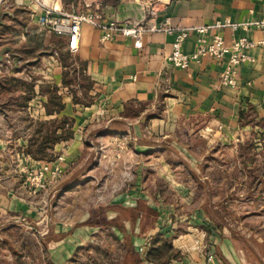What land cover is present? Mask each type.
<instances>
[{"label": "rangeland", "instance_id": "1", "mask_svg": "<svg viewBox=\"0 0 264 264\" xmlns=\"http://www.w3.org/2000/svg\"><path fill=\"white\" fill-rule=\"evenodd\" d=\"M65 3L67 13L84 10L82 1ZM41 32L39 45L63 43L53 35L44 42L45 30ZM68 58V62L77 61L74 56ZM76 74V68L67 73L71 87L66 92L88 105L91 82ZM5 78L0 77V112L11 103L14 92L29 82ZM44 91L56 95L53 88ZM148 107L130 103L125 115L142 126L152 118H167L163 104L140 115ZM6 120L13 124L11 118ZM168 123L173 125L156 135L118 133L109 141L114 144L110 150L93 148L103 135L93 133L98 125L77 134L82 137L81 154L62 164V173L51 185L33 192L26 181L30 170L59 155L65 161V152L46 147L38 157H28L24 141L36 148L58 122L21 120L14 127L38 132L8 133L0 116V264H132L128 240L105 226L93 230L97 224L130 213L135 216L131 200L138 194L154 209L153 217L145 221L148 230L133 233L138 239L130 249L138 256V264H264V131L255 135V141L252 136H238L210 145L203 137L207 134L201 130L203 122ZM258 124L264 129V119ZM73 137L72 132L67 140ZM137 144L152 147L141 149ZM110 204L118 212L114 218ZM146 235L149 245H144ZM66 242L71 244L70 254L62 260L60 246ZM208 253L213 259L204 262Z\"/></svg>", "mask_w": 264, "mask_h": 264}, {"label": "crops", "instance_id": "2", "mask_svg": "<svg viewBox=\"0 0 264 264\" xmlns=\"http://www.w3.org/2000/svg\"><path fill=\"white\" fill-rule=\"evenodd\" d=\"M41 1L63 12L66 10L65 0ZM80 1L84 6V10L80 12L93 10L103 21L112 20L122 24L141 22L153 25L168 17L171 26L191 28L208 25L217 20L249 22L259 21L264 17V0H170L155 17L144 11V4L149 0ZM86 4H90V8L86 7ZM40 12L41 7L34 0L0 2V51L1 59L3 58L0 60V77L29 81L26 88L14 92L10 98L11 103L1 110L0 116L5 118V132L8 133L38 132L33 128L14 127V124L21 120L32 123L60 122L65 118L67 122L64 126L56 127L55 131L60 133L70 128L74 137L56 141L50 147L58 153L65 152V161L62 162L64 166L81 154L82 137H77V134H86L97 125L98 128L94 129L93 133L103 135L101 141H97L93 148L100 150H110L114 144L109 141L118 133L140 136L142 133L152 132L156 135L168 125H173L168 123L170 120L183 123L194 120L203 122L201 130L207 132L203 137L210 145L218 140L223 143L226 138L237 140L238 136L239 139L252 136L255 141V135L259 136V131H264L258 124V121L264 119V48H253L248 52L252 61L238 67L235 86H223L219 83L222 65L211 57L192 63L187 69L173 67L167 60L171 51L172 36L163 31L144 32L140 37L139 46H136L132 37L118 33L112 40L101 42L100 29L82 23L78 48L76 52L70 53L66 49V35L56 36L50 29L38 25ZM43 29L44 42L47 37L53 35L63 43L57 47L36 43L43 35ZM215 33L222 34L226 43L241 35L253 39L264 35L262 30L254 27L234 31L226 27L212 29L205 36L210 39ZM196 40L197 34L191 32L183 44L184 51L192 52L196 47ZM37 52L43 54L37 56ZM63 52L64 55L54 57L55 54ZM70 55L77 61L65 60ZM7 59L11 64L6 63ZM75 68L77 78L83 76L91 82L87 92L91 99L88 105L74 101L73 94L66 92L71 84L62 83V80H68L67 73L75 71ZM49 87L55 88L56 96L63 104L59 111L47 110L51 96L44 88ZM130 103L150 105L140 115L153 110L156 105L163 104V112H166L167 118H152L147 126L138 125L134 118L125 115ZM6 118H11L13 124ZM24 145L28 147V140L24 141ZM136 146L141 149L152 147L146 144ZM12 157L15 159V154ZM17 158L19 167L18 153ZM162 162L163 165L165 162ZM141 197L142 195L138 194L131 200L135 216L130 213L129 217L97 224L93 231L105 226L128 240L131 245L136 243L138 238L133 233L139 228L148 230L145 221H150L149 218L153 217L151 212H154ZM111 209V218H114L118 212L114 207ZM88 231L91 232V228ZM146 237L147 235L143 238L144 241ZM70 249L71 244L67 242L60 246L62 260L69 256Z\"/></svg>", "mask_w": 264, "mask_h": 264}, {"label": "built area", "instance_id": "3", "mask_svg": "<svg viewBox=\"0 0 264 264\" xmlns=\"http://www.w3.org/2000/svg\"><path fill=\"white\" fill-rule=\"evenodd\" d=\"M170 0H149L144 4L146 14L155 17L163 10ZM41 12L38 17V25L49 27L50 30L67 36L66 49L70 53L76 52L80 37V26L87 23L100 29V41L112 40L116 33L132 37L135 45L139 46L140 37L144 32L160 30L172 36L171 51L167 57L169 63L180 69H187L192 63H198L205 57H211L222 65L219 75V83L223 86L236 85V73L238 67L248 61H252L249 51L253 48H264V35L259 39H253L247 36H237L226 43L222 34L215 33L210 39L205 34L212 30L221 28L249 29L258 28L264 33V17L259 21L233 22L228 19L217 20L211 24L197 27H174L169 24V18L165 17L163 21L157 24L149 25L141 22H132V24H122L116 21H103L93 10H87L77 13H67L62 10L45 5L39 2ZM90 4L86 7L90 8ZM191 32L197 34L196 47L192 52H185L183 44ZM6 63L11 64L9 59ZM62 155H59L51 162H44L35 166L27 175L26 181L33 192H38L51 185L62 173ZM144 245H149L145 241ZM142 250V248H139ZM213 256L209 253L203 257V261H212Z\"/></svg>", "mask_w": 264, "mask_h": 264}, {"label": "trees", "instance_id": "4", "mask_svg": "<svg viewBox=\"0 0 264 264\" xmlns=\"http://www.w3.org/2000/svg\"><path fill=\"white\" fill-rule=\"evenodd\" d=\"M62 83L64 85H70L71 81L70 80H62ZM73 99H74V101H77V98H75L74 96H73ZM49 103L50 104L54 103V105H52V108L48 107V109H47L48 111L49 110L59 111L62 108V106H63V104L61 103L60 99L54 94L50 97ZM240 117H241V112H240ZM66 122H67V120L65 118H63L60 122H58V125L53 127L52 131L49 133L50 136H48V135L44 136L43 137V141H41L39 144H37L36 148H33V144L29 143V145L26 148L25 152L27 154H29L30 156H32V157H38V152H42L43 153L44 150L46 149V147H52L53 143H55L56 141L63 140V139L64 140L68 139V137H70V134L72 133L70 128H67L66 130H62L60 132V134H56V131H55L56 127L62 128L64 126V123H66ZM48 143H49V145H48ZM150 211H152V210H149V212ZM151 213H154V212L152 211ZM126 247H127V250L131 254V257H130L131 260L130 261L132 262V264H138L139 263L138 256L136 255L135 252H132V250L130 249L131 248V244L129 242L126 243Z\"/></svg>", "mask_w": 264, "mask_h": 264}]
</instances>
